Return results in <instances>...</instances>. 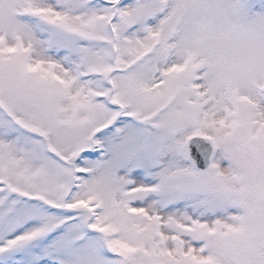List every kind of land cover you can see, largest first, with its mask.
Returning <instances> with one entry per match:
<instances>
[{"label":"snow or ice","instance_id":"1","mask_svg":"<svg viewBox=\"0 0 264 264\" xmlns=\"http://www.w3.org/2000/svg\"><path fill=\"white\" fill-rule=\"evenodd\" d=\"M0 264H264V0H0Z\"/></svg>","mask_w":264,"mask_h":264}]
</instances>
